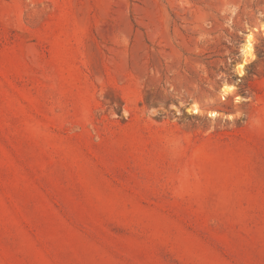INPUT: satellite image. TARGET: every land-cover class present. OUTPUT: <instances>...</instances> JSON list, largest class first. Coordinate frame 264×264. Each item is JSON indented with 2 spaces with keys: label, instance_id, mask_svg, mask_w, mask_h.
<instances>
[{
  "label": "rangeland",
  "instance_id": "rangeland-1",
  "mask_svg": "<svg viewBox=\"0 0 264 264\" xmlns=\"http://www.w3.org/2000/svg\"><path fill=\"white\" fill-rule=\"evenodd\" d=\"M0 264H264V0H0Z\"/></svg>",
  "mask_w": 264,
  "mask_h": 264
},
{
  "label": "bare ground",
  "instance_id": "bare-ground-1",
  "mask_svg": "<svg viewBox=\"0 0 264 264\" xmlns=\"http://www.w3.org/2000/svg\"><path fill=\"white\" fill-rule=\"evenodd\" d=\"M250 40L248 39V41H247V43H246V46H245V48H246V50H247V52L249 53V48H250ZM246 53V52H245ZM241 65H243V63H241ZM226 91V90H225ZM227 93H228V90L226 91ZM197 112V111H196Z\"/></svg>",
  "mask_w": 264,
  "mask_h": 264
}]
</instances>
